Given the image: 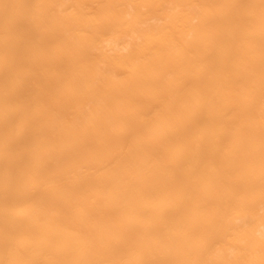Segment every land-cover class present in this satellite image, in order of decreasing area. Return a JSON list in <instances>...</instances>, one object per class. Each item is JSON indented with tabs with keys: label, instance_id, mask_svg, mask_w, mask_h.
Masks as SVG:
<instances>
[{
	"label": "bare ground",
	"instance_id": "1",
	"mask_svg": "<svg viewBox=\"0 0 264 264\" xmlns=\"http://www.w3.org/2000/svg\"><path fill=\"white\" fill-rule=\"evenodd\" d=\"M0 264H264V0H0Z\"/></svg>",
	"mask_w": 264,
	"mask_h": 264
}]
</instances>
